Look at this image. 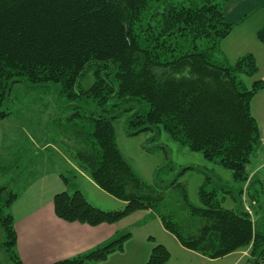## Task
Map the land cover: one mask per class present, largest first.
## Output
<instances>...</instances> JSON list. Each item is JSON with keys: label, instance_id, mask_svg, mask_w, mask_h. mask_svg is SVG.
Here are the masks:
<instances>
[{"label": "trees", "instance_id": "trees-1", "mask_svg": "<svg viewBox=\"0 0 264 264\" xmlns=\"http://www.w3.org/2000/svg\"><path fill=\"white\" fill-rule=\"evenodd\" d=\"M229 1L0 0V120L12 113L9 101L16 83L56 85L60 97L87 110L68 118L72 122L62 144L102 190L125 202L121 209L104 210L80 190L64 191L54 196L58 217L98 225L150 210L186 249L211 259L249 249L245 264H264V222L256 227L253 213L263 204L244 187L251 177L248 164L262 145L251 102L264 80L255 79L248 87L242 74L257 73L254 54L231 62L221 48L235 26L225 14ZM257 38L264 43V25ZM89 73L93 81L82 88ZM120 116L129 134L163 127L173 139L231 169L239 186L216 180L209 189L208 179L199 187L201 206L189 201L186 184L178 180L150 188L118 147L114 120ZM16 182L0 186V223L3 246L14 264H23L11 212L20 196ZM171 188L181 196L188 224L176 220L165 205ZM221 191L236 206L225 207ZM245 194L249 209L243 205ZM130 236L127 231L55 264L106 260L123 250ZM170 257L158 243L146 264H168Z\"/></svg>", "mask_w": 264, "mask_h": 264}, {"label": "rangeland", "instance_id": "rangeland-1", "mask_svg": "<svg viewBox=\"0 0 264 264\" xmlns=\"http://www.w3.org/2000/svg\"><path fill=\"white\" fill-rule=\"evenodd\" d=\"M260 18L264 19V15H256L248 22H259ZM239 32H233L224 38L223 43L221 42V48L223 49V45L224 47L226 45L225 49L230 53H225V56L231 62L247 54L246 51L249 49L256 51L258 56V61L256 60L257 73L254 76L242 74L247 86L251 87L255 79H262L264 76V56L262 55L264 49L261 48L263 43L257 37L248 41L247 38L250 36H246L243 40ZM91 76L92 73H89L86 78L84 77L79 86L82 88L89 87L93 81ZM9 106L12 111L11 115L0 120V128L4 132L0 166H10L11 169L10 176L3 182V185L14 178L17 180L19 175L27 176V170L40 151L38 143L40 145L46 142L62 144L61 139L68 135L67 130L72 122L68 118L77 110L87 112V110L75 106L74 102L69 103L65 98L60 97L56 85L32 87L24 82L14 85ZM84 106L89 109H97L91 103H85ZM251 111L258 119L262 145L258 153L251 158L247 169L249 173H252L256 167L260 166L261 168L258 169V173L250 175V181L245 183L244 187L249 188L250 192L253 191L259 202L263 204L262 208H255L253 212L257 227L264 222V124L262 122L264 120V88L253 97ZM78 123L81 124L82 120L79 119ZM114 128L117 144L123 158L140 180L150 188L161 189V184L178 180L186 184L189 201L195 206H201L199 187L208 179L212 182L209 184V189L213 184H217L216 180H220L226 185L239 186L234 180L231 169L207 159L202 151L192 150L187 145L173 139L163 127H159L157 132L145 130L138 134H129L125 129V116H120L114 120ZM52 147H49L46 152L50 151ZM2 158L5 160L2 161ZM51 165L53 167L54 163L51 162ZM66 167L64 173L71 186L70 192L73 193L78 186L86 190L84 179L79 175L78 177L74 176L73 173L75 172L69 171V165ZM181 170H183L182 173ZM16 183L18 184L16 190L22 191L24 179H20ZM166 192L165 205L174 212L176 220L181 224H188L187 214L181 208V196L177 189L171 188ZM223 196L222 204L225 207L236 206L230 194L221 191L220 197ZM243 205L249 209L248 194L243 196ZM142 214L143 212L135 216H132L134 214L129 215L132 217L128 220L133 221H128L127 225L128 231H131L134 236L133 244L140 245L142 248L143 246L149 247L158 243H165L171 253L170 264H232L239 256L231 255L226 258L211 259L200 253L184 251L178 239L165 230L159 217L155 219L148 217L145 220ZM4 240L5 232L0 223V264H14L3 246ZM245 263L246 259L239 264Z\"/></svg>", "mask_w": 264, "mask_h": 264}, {"label": "crops", "instance_id": "crops-1", "mask_svg": "<svg viewBox=\"0 0 264 264\" xmlns=\"http://www.w3.org/2000/svg\"><path fill=\"white\" fill-rule=\"evenodd\" d=\"M225 14L228 21L235 24L231 33L240 31L243 40H245L244 37L250 36L247 38L249 41L253 37H257V31L264 25L263 18H260L259 22H248L256 15H264V0H230L225 7ZM225 48L226 45L225 47L223 45L224 54L230 53ZM261 48L264 49V43ZM246 53H253L257 60L256 51L249 49ZM262 55L264 56V52H262ZM262 79H264V76ZM254 117L258 122L257 117ZM262 122L264 124V120ZM3 136L4 132L0 128V155L3 148ZM38 146L40 151H38V155L34 157L30 168L27 170L28 175L17 177V181L24 179L23 190L19 191L20 196L11 208L18 238L16 248L23 264H55L58 260L106 244L116 236L127 232L128 221H133L128 219L138 213L143 212L142 215H144L145 220L148 217L157 218L150 210L138 211L116 223H101L98 225L78 221L68 222L58 217L54 209V196L57 193L70 192L71 190L70 184L66 183L61 176L62 173L65 174L64 171L67 165L70 166L69 171L75 172L73 173L74 176L78 177L79 175L84 179L87 191L81 186H78L76 190H80L93 205L104 210H113L123 208L125 202L102 190L63 144L46 142L43 145L38 143ZM51 146H53L51 150L46 152ZM4 160L2 158V161ZM51 162L54 163L53 167ZM9 167L0 166V186L10 176L11 169ZM259 168L261 167H256L250 175L258 173ZM133 239L134 236L131 232V236L126 240L123 250L113 252L106 260L93 262L92 264H146L154 245L140 248V245L133 244ZM161 244L166 246L165 243ZM180 246L184 251L196 252L190 249L186 250L181 244ZM248 253L249 249H243L224 257L239 255L232 262V264H239L248 257ZM168 264L170 263L168 262Z\"/></svg>", "mask_w": 264, "mask_h": 264}, {"label": "built area", "instance_id": "built-area-1", "mask_svg": "<svg viewBox=\"0 0 264 264\" xmlns=\"http://www.w3.org/2000/svg\"><path fill=\"white\" fill-rule=\"evenodd\" d=\"M263 142H264V140H263Z\"/></svg>", "mask_w": 264, "mask_h": 264}]
</instances>
